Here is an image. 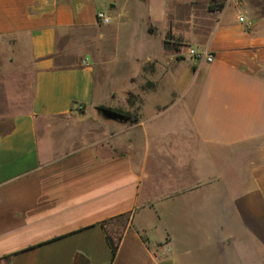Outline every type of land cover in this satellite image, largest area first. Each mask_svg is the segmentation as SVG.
Returning <instances> with one entry per match:
<instances>
[{
  "label": "crops",
  "instance_id": "1",
  "mask_svg": "<svg viewBox=\"0 0 264 264\" xmlns=\"http://www.w3.org/2000/svg\"><path fill=\"white\" fill-rule=\"evenodd\" d=\"M216 2L0 0V264H264V0ZM116 82L139 122L85 142Z\"/></svg>",
  "mask_w": 264,
  "mask_h": 264
},
{
  "label": "rangeland",
  "instance_id": "2",
  "mask_svg": "<svg viewBox=\"0 0 264 264\" xmlns=\"http://www.w3.org/2000/svg\"><path fill=\"white\" fill-rule=\"evenodd\" d=\"M217 4L220 3V1L216 2ZM233 13L231 11L228 12L227 17L233 18ZM100 81L97 79V86L99 87ZM117 97L113 101L112 107L110 108L113 110H120L126 113L132 114V116H139L141 112V107L144 105L140 103L139 97H129V108L127 107V101L123 93L131 90H135V86L131 84H124V83H115L114 86ZM27 99H29V96H27ZM175 99V100H174ZM174 102H171L173 101ZM136 105V108L133 107L132 103ZM140 103V104H139ZM173 103V104H172ZM157 106H161L162 108L159 109L160 112L163 114V120L164 122H170L173 125H178L180 127L187 126L188 121V112H189V104L185 102L184 100H179L178 98H172L168 94L163 93L159 96H151L149 100L146 102L145 106L142 109V114L144 117H153L157 112L158 109ZM117 107H121L117 109ZM168 107V108H167ZM8 105L6 103L5 97H3L2 93H0V112L7 110ZM108 108V107H106ZM138 108V109H137ZM77 119L82 121L83 123L79 125V132L84 136V141H89L90 143H112L117 139V132L119 126H132L134 125L131 122H125L120 123L117 121H111L105 119L102 114L99 112V110L90 111L88 113H85L83 109L77 110ZM149 125H151L149 123ZM177 145L180 146V149L185 150L187 153V143L185 142L180 136H176ZM189 146L196 145V140L189 142ZM193 143V144H192Z\"/></svg>",
  "mask_w": 264,
  "mask_h": 264
},
{
  "label": "trees",
  "instance_id": "3",
  "mask_svg": "<svg viewBox=\"0 0 264 264\" xmlns=\"http://www.w3.org/2000/svg\"><path fill=\"white\" fill-rule=\"evenodd\" d=\"M214 1H220V3L219 4H216V5H211L209 7L210 10H212V11H222L225 8L226 1L227 0H214ZM102 109L113 110V109H110V108H106L104 106H101V107L98 108V110H102ZM114 111L119 112L121 114H124L125 117L128 119V121L131 122V123H133V124H136V123L139 122V117L138 116H132V114L126 113V112H123V111H120V110H114ZM110 243H111V246H112L113 257H115L116 254H117L118 248H119V241L116 242V243L110 241Z\"/></svg>",
  "mask_w": 264,
  "mask_h": 264
},
{
  "label": "built area",
  "instance_id": "4",
  "mask_svg": "<svg viewBox=\"0 0 264 264\" xmlns=\"http://www.w3.org/2000/svg\"><path fill=\"white\" fill-rule=\"evenodd\" d=\"M98 19L103 24H109V18L105 16L103 13L98 14ZM240 21H243V18H241ZM190 55L194 57L196 60H205L207 63H213L215 60V56L209 52L206 51H198L195 49L190 50Z\"/></svg>",
  "mask_w": 264,
  "mask_h": 264
},
{
  "label": "water",
  "instance_id": "5",
  "mask_svg": "<svg viewBox=\"0 0 264 264\" xmlns=\"http://www.w3.org/2000/svg\"><path fill=\"white\" fill-rule=\"evenodd\" d=\"M99 112L107 120L117 121L120 123L128 122V119L125 117L124 114H121V113L116 112L114 110L102 109V110H99Z\"/></svg>",
  "mask_w": 264,
  "mask_h": 264
}]
</instances>
